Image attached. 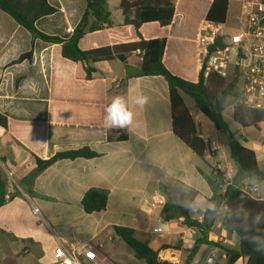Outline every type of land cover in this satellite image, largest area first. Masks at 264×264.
<instances>
[{"label": "crops", "instance_id": "crops-1", "mask_svg": "<svg viewBox=\"0 0 264 264\" xmlns=\"http://www.w3.org/2000/svg\"><path fill=\"white\" fill-rule=\"evenodd\" d=\"M106 1L112 25L80 41L88 61L79 63L63 56L62 44L37 38L0 10V114L8 119V127L0 128V166L8 183L0 207V264H50L57 246L84 243L95 247L98 264H146L115 234L116 226L132 228L136 238L171 264H206L211 255L215 264H228L223 248L199 241L208 235L209 241L238 250L239 238L227 222L212 221L209 230L186 227L182 220L163 219V208L153 203L162 186L184 208L196 196L211 199L212 189L201 172H216L217 159L210 150L219 148L217 141L223 134L207 126L200 113L194 114L185 98L198 134L207 144L205 161L174 135L166 79L138 75L141 54L128 45L139 38L134 28L123 26V0ZM214 1L177 0L169 27L146 23L140 29L145 40L166 39L163 62L187 81L198 80L194 39ZM241 1L227 0V33L237 22V30L241 28ZM48 2L58 12L39 19L37 30L70 39L84 14L85 1ZM194 16L195 35L176 25ZM28 53L30 60L21 59ZM88 66L95 69L92 77L87 76ZM139 95L149 97L144 107L131 103ZM116 96L127 98L135 113L129 128L104 126L105 108ZM258 144L252 149L257 160ZM83 147L99 156L63 159L33 177L35 158L47 160ZM91 188L109 190L104 211H84L82 198ZM33 206L40 217L33 214ZM190 215L200 223L207 219L191 211ZM160 220L165 223L163 232L153 233Z\"/></svg>", "mask_w": 264, "mask_h": 264}, {"label": "trees", "instance_id": "trees-1", "mask_svg": "<svg viewBox=\"0 0 264 264\" xmlns=\"http://www.w3.org/2000/svg\"><path fill=\"white\" fill-rule=\"evenodd\" d=\"M86 7L84 14L76 26L73 35L68 40L59 37L48 36L38 31L36 22L46 16L58 12L48 0H0V10L11 15L21 27L30 31L37 38L49 42L62 44L63 56L73 62H87L88 53L81 50L80 41L88 34L104 30L112 25L111 13L108 10L106 0H84ZM177 0H123L120 9L123 14V26L135 29L139 41L128 45L131 50H140L144 55L137 57L140 62L139 76H162L166 79L169 87V96L171 104L172 129L174 135L192 151L205 161L207 144L198 134L196 122L192 116L185 98H191L200 115L210 120L217 132L227 137L230 133L232 142L228 143L230 156L236 166V179L230 183L225 178V173L220 169L211 175L201 172L202 176L209 184L213 192L210 200L228 204L232 209L238 206L243 207L251 216L256 213H264V200H257L250 197L241 189L239 177L249 179L250 174H254L259 179L264 180V173L260 168L256 153L245 147L231 131L224 117V112L230 106H234L233 119L243 128L258 126L264 123V111L255 110L246 107L240 100V94L235 92L234 83L228 79L220 77L216 73H210L207 78L201 72L197 82L187 81L171 73L163 62L164 51L166 48L165 38H154L145 40L142 38L140 29L146 23H158L161 27L167 28L171 25ZM227 0H215L206 21L223 23L227 15ZM134 12L131 16V12ZM93 21L91 22V20ZM21 59H31V54L24 55ZM87 76L92 77L95 69L88 66L86 68ZM230 98H233L230 100ZM8 127V119L0 114V128ZM125 136L120 137V139ZM99 154L89 147L80 149L66 150L55 154L47 160L35 158L36 169L32 173L33 177L39 175L57 161L63 159H91L98 157ZM7 180L0 166V207L5 203L7 191ZM161 192L166 198V205L161 211V216L166 221L182 220L186 227L205 228L209 230L208 219L202 223L194 220L190 211L179 204L171 196L168 190L162 186ZM109 190L102 188L89 189L82 198V206L87 214L104 211L108 204ZM227 226L239 238L240 247L238 250L226 248L215 241H209L208 235L201 238V243L217 246L224 249L228 264L236 261H242L243 264H264V255H260L252 250V247L243 241V233L239 230L240 221L228 220ZM264 229V221L260 225ZM115 234L120 237L134 252L136 259L144 261L146 264H171L163 261L159 257V252L152 249L147 242L141 241L135 236L132 228L114 227ZM207 237V238H206Z\"/></svg>", "mask_w": 264, "mask_h": 264}, {"label": "built area", "instance_id": "built-area-1", "mask_svg": "<svg viewBox=\"0 0 264 264\" xmlns=\"http://www.w3.org/2000/svg\"><path fill=\"white\" fill-rule=\"evenodd\" d=\"M194 44L199 73L202 72L205 78L210 73H216L228 79L234 83L235 91L240 94V100L246 107L264 111V0L241 1V28L236 33H227L223 23L205 21ZM138 53L144 55L140 50ZM249 184L250 179L244 180L241 189L252 198L264 200L250 190ZM153 203L163 208L166 198L158 194L153 197ZM32 212L37 217L41 215L36 206H33ZM220 222L228 220L221 219ZM164 224L160 220L153 233L163 232ZM209 257L215 264V256ZM84 261L98 264L97 253L91 243L77 247L57 246L50 264H84ZM233 264L243 262L239 260Z\"/></svg>", "mask_w": 264, "mask_h": 264}, {"label": "clouds", "instance_id": "clouds-1", "mask_svg": "<svg viewBox=\"0 0 264 264\" xmlns=\"http://www.w3.org/2000/svg\"><path fill=\"white\" fill-rule=\"evenodd\" d=\"M133 105L144 107L149 103V97L139 95L132 98ZM135 119L134 111L129 107V100L124 96H116L105 108L104 126L107 128H129L133 125ZM249 188L254 193L264 194V180L259 179L254 174L249 176ZM188 210L200 215L202 218H208L213 222L221 219L240 221L239 230L243 233L242 239L252 247V250L260 255H264V229L260 225L264 221V213H256L251 216L243 207L238 206L232 209L228 204L216 202L204 196H196L189 204ZM207 264H212L209 257Z\"/></svg>", "mask_w": 264, "mask_h": 264}, {"label": "rangeland", "instance_id": "rangeland-1", "mask_svg": "<svg viewBox=\"0 0 264 264\" xmlns=\"http://www.w3.org/2000/svg\"><path fill=\"white\" fill-rule=\"evenodd\" d=\"M111 4H112V1H111ZM114 15L117 16L115 11H114ZM194 18H195V16H194ZM178 24H182V27L185 30H188L189 32H191V34L194 33V35H195V33H196L195 27L198 25V21L196 20V18L190 19L188 21H183V22L178 20L176 25H178ZM237 24H238V22L236 23L235 26H232L234 28L233 30H229L231 33H236L238 31L237 30ZM235 92L236 91L234 89V93ZM232 99L233 98H230V100H232ZM187 103H188L191 111L194 114H197V113L199 114V111L195 107L194 102L191 98H189V97L187 98ZM233 109H234V106H230L229 108H227L225 110V112H224L225 120L227 121L231 131L235 133L236 138L241 143H243V145L254 150V149H257L255 142H256V144L259 143L258 145H260L261 150L257 153V155H258V161L260 163V166L263 168L264 167V123L262 125H258V126L243 128L242 126L238 125L234 121ZM206 122H207V126L214 128V125L210 120L206 119ZM217 146L219 148L215 149L214 151L210 150L211 155L215 158V160L217 159L216 170L220 169L223 173H225V178L228 179L229 181H232V183H233L236 179V166H235V163L230 156V148H229L227 137L225 135L222 136L220 141H217ZM238 179H239V181H242L241 184L244 182V180H246L242 177H239ZM262 195H264V194H262Z\"/></svg>", "mask_w": 264, "mask_h": 264}, {"label": "water", "instance_id": "water-1", "mask_svg": "<svg viewBox=\"0 0 264 264\" xmlns=\"http://www.w3.org/2000/svg\"><path fill=\"white\" fill-rule=\"evenodd\" d=\"M227 140H228V143L232 142V140H233L230 133L227 134ZM263 173H264V170H263ZM208 225L209 226L212 225V221L210 219H208Z\"/></svg>", "mask_w": 264, "mask_h": 264}, {"label": "snow or ice", "instance_id": "snow-or-ice-1", "mask_svg": "<svg viewBox=\"0 0 264 264\" xmlns=\"http://www.w3.org/2000/svg\"><path fill=\"white\" fill-rule=\"evenodd\" d=\"M91 255V254H90Z\"/></svg>", "mask_w": 264, "mask_h": 264}]
</instances>
